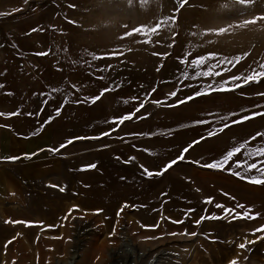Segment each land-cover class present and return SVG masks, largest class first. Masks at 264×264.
<instances>
[{
  "label": "rangeland",
  "instance_id": "rangeland-1",
  "mask_svg": "<svg viewBox=\"0 0 264 264\" xmlns=\"http://www.w3.org/2000/svg\"><path fill=\"white\" fill-rule=\"evenodd\" d=\"M259 18L264 0H0V264H91L102 240L105 264H264ZM102 195L119 217L83 206Z\"/></svg>",
  "mask_w": 264,
  "mask_h": 264
},
{
  "label": "snow or ice",
  "instance_id": "snow-or-ice-1",
  "mask_svg": "<svg viewBox=\"0 0 264 264\" xmlns=\"http://www.w3.org/2000/svg\"><path fill=\"white\" fill-rule=\"evenodd\" d=\"M241 3H247L249 2V0H240ZM259 19H264V18H259ZM256 21L255 20H246L245 21V24H254ZM136 31H139V29H137ZM220 31H224L223 29H221ZM41 54H44V53H41ZM201 60L204 59V57H201L200 58ZM238 59V58H237ZM192 63L194 65H197L198 66V62L197 61H192ZM203 75L207 76V75H211L212 73L210 71H205L204 73H202ZM219 74V73H217ZM257 77H262L264 78V64H261L260 65V70L259 71H253V73L251 75H247L245 77H243L244 79V83H248L250 81H253L255 80ZM233 79L235 80H239L240 77H233ZM240 85H237V87H239ZM212 86L209 85V88H211ZM215 91H221V90H224L222 87L221 88H216V89H213ZM201 94H207V93H200V92H197L195 93L196 96H199ZM96 99H99V97H96ZM188 100H191L193 99V97H187ZM142 106V105H141ZM139 109H137L138 111ZM10 115H16V113H12ZM254 115H264V113H256ZM131 117L130 116H124L120 122L123 123L124 120H127V119H130ZM252 117H244L243 119H250ZM229 125H225V127H228ZM224 129L221 128L220 131L222 132ZM215 133H210V135H214ZM258 136H261V135H264V134H261V133H257ZM252 139H255V137H252ZM72 141H69V143H71ZM194 143H198L197 142H194ZM60 147H65V145H61ZM247 147L246 144H241L239 147H234L232 150L228 151L222 159L220 160H217L215 161L214 163H206L205 165H203L204 167H207V168H217V169H223V167L233 158V156H235L236 154L240 153L241 152V149H245ZM52 151H59V149H52ZM188 151V148H185L183 150V152H187ZM251 155V153H249ZM256 154L260 155V156H264V147H259L256 149ZM179 160H183L184 159V155L181 154L179 157H178ZM177 163V160H172L170 163H168L160 172H157L155 173V175H162L164 172L168 171V169H170L174 164ZM90 167H95V165H91ZM253 169H257L260 173H261V176L264 177V167L262 168H257V165L255 163H252L250 165L247 166V171H251ZM144 171L147 173V175L149 177L153 176L154 173L149 171L148 169H144ZM234 175H240L239 172L237 173H233ZM242 179L244 177H241ZM249 182L250 183H254V184H264V178H259V177H251L249 178ZM60 191H64L63 188H60ZM211 202V201H209ZM216 207H223L222 205H219L217 204ZM239 207H243V205H240ZM231 210H226V213L229 212ZM244 215H247V213H245ZM210 219H217L218 217L216 216H211L209 217ZM202 219H204L202 217ZM174 223H182V221H174ZM197 223H199V221H197ZM257 231H264V229H258ZM192 235H195V233H192ZM248 243H252V242H248ZM239 248L241 249H244L245 248V244L242 243L239 245ZM231 264H236V261H232Z\"/></svg>",
  "mask_w": 264,
  "mask_h": 264
},
{
  "label": "bare ground",
  "instance_id": "bare-ground-1",
  "mask_svg": "<svg viewBox=\"0 0 264 264\" xmlns=\"http://www.w3.org/2000/svg\"><path fill=\"white\" fill-rule=\"evenodd\" d=\"M95 33V32H94ZM98 41V40H97ZM101 44V43H100ZM103 44V43H102ZM104 47V46H103ZM105 48V47H104ZM89 63H91L90 61H89ZM93 68V67H92ZM103 75V74H102ZM105 75V74H104ZM73 76V75H72ZM72 78V77H71ZM71 78H67V79H70L71 80ZM15 79V78H14ZM75 79H76V77H75ZM66 80V79H65ZM77 80H79V79H77ZM87 80V79H86ZM62 81V80H61ZM73 81V80H72ZM81 81V80H80ZM56 82H57V80H56ZM76 82V81H75ZM79 81H77L76 82V84L78 83ZM3 84L2 85H4V86H6V87H8L9 89H11V90H14V89H16L18 86H19V84L18 83H15V82H12V81H9V80H7V81H3L2 82ZM41 83H43V82H41ZM61 83V82H60ZM59 83V84H60ZM71 83V82H70ZM73 83V82H72ZM50 84V83H49ZM58 84V85H59ZM76 84H74L73 86H75ZM85 84V83H84ZM83 84V87L85 86ZM43 85H45V84H43ZM57 85V84H56ZM55 85V86H56ZM57 85V90H59L58 88H59V86ZM78 85V84H77ZM48 86V85H47ZM60 86H62V85H60ZM79 86V85H78ZM87 86H89V84L87 85ZM86 86V87H87ZM46 87V86H45ZM61 89L63 88V86L62 87H60ZM66 88L68 89V90H72L71 88H70V86H66ZM77 88V87H76ZM80 88V87H79ZM78 88V89H79ZM87 89V88H86ZM53 90H55V89H53ZM79 91H81L80 89H79ZM116 112V111H115ZM121 112V111H120ZM120 114V113H119ZM142 159V158H141ZM143 161V160H142ZM145 163V162H144ZM143 163V164H144ZM116 186V185H115ZM85 187H87V186H85ZM105 188V187H104ZM108 188V187H107ZM105 191H107V190H105ZM88 192V191H87ZM89 193V192H88ZM91 200H89V199H87V200H82L83 201V206L84 207H88V208H90V210H92V209H94V208H96V207H101V210H100V212H102V213H105V212H109V213H111V214H114L115 216H117V217H119L120 216V213L122 212V209L125 207V205L124 204H122V202H120L119 203V206L118 207H120V208H117L116 207V199H108V198H106V197H103V195L102 196H99V197H97V198H90ZM116 207V208H115ZM97 209V208H96ZM95 210V209H94ZM81 211V210H80ZM83 211V210H82ZM87 210H85V211H83V215H85L86 217H88L89 218V216H91L92 215V213L93 212H91V211H87ZM94 212H97V211H94ZM99 212V213H100ZM98 213V212H97ZM96 213V214H97ZM101 213V214H102ZM82 214V213H81ZM95 214V215H96ZM80 218V217H79ZM65 220L67 219V218H64ZM92 219H93V217H92ZM68 220V219H67ZM67 220H66V222H67ZM62 221V220H61ZM64 222V221H63ZM63 222H61V223H63ZM117 222V221H116ZM66 224V223H65ZM259 227V226H258ZM105 230V229H104ZM110 231H112V230H110ZM114 234V233H113ZM64 235L65 236H63V238L65 239V243H66V240H67V238L69 237V235H70V231L68 230V231H66L65 233H64ZM113 236V235H112ZM60 238V237H59ZM61 239V238H60ZM105 239V238H104ZM101 241V240H100ZM60 242H62V244H63V240L62 241H60ZM68 243V242H67ZM97 243V242H96ZM99 244H97V245H95L94 246V248H93V246H92V244H91V246H92V248H93V251H91L88 255H85L84 257H87V259L88 258H90L91 259V262L90 261H88L89 263H91V264H105V261H104V257H105V250H107L106 249V247H105V245H106V243H109V242H107V241H105V240H102L101 242H98ZM90 248V247H89ZM88 253V252H87ZM87 253H85V254H87ZM90 255V256H89ZM226 260H227V258H225ZM228 259H230V258H228ZM232 259V258H231ZM127 261L128 260H125L124 261V263L123 264H126L127 263ZM140 261V260H139ZM221 261V260H220ZM147 262V261H146ZM137 263V262H136ZM228 263V262H227ZM228 264H231V262H229Z\"/></svg>",
  "mask_w": 264,
  "mask_h": 264
}]
</instances>
